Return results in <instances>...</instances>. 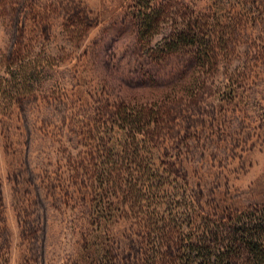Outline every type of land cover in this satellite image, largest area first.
I'll list each match as a JSON object with an SVG mask.
<instances>
[{"label": "rangeland", "instance_id": "obj_1", "mask_svg": "<svg viewBox=\"0 0 264 264\" xmlns=\"http://www.w3.org/2000/svg\"><path fill=\"white\" fill-rule=\"evenodd\" d=\"M255 211L264 0H0V264H193Z\"/></svg>", "mask_w": 264, "mask_h": 264}, {"label": "trees", "instance_id": "obj_2", "mask_svg": "<svg viewBox=\"0 0 264 264\" xmlns=\"http://www.w3.org/2000/svg\"><path fill=\"white\" fill-rule=\"evenodd\" d=\"M141 21L142 35L145 39H148L158 32L157 28L163 21V13L150 10L145 6L141 11ZM189 30V33L194 34L191 37H196V32L193 29ZM186 31L185 28H179V33L173 37V42L170 44L176 43L177 46L179 44H192L199 47L209 46V43L205 41L186 40L188 36L183 33ZM170 47L173 49L176 46ZM192 245L191 250L197 253V257H194L192 261L193 264H235L240 257H246L247 264H264V212L255 211L247 216L242 223L241 235H237V238L232 239L228 244H220L216 247L206 243Z\"/></svg>", "mask_w": 264, "mask_h": 264}]
</instances>
